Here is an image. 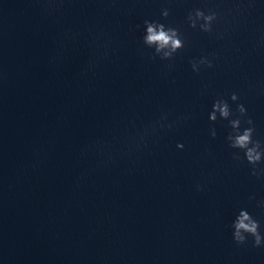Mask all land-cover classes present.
Here are the masks:
<instances>
[{"label": "water", "instance_id": "obj_1", "mask_svg": "<svg viewBox=\"0 0 264 264\" xmlns=\"http://www.w3.org/2000/svg\"><path fill=\"white\" fill-rule=\"evenodd\" d=\"M209 6L0 0V264H264L232 228L246 209L264 234V159L249 163L229 121L209 119L228 100L264 151V47L252 51L251 22L234 45L192 29L188 12ZM144 20L179 28L174 59L153 58ZM212 52L216 66L194 72ZM163 113L180 122L127 154Z\"/></svg>", "mask_w": 264, "mask_h": 264}, {"label": "clouds", "instance_id": "obj_2", "mask_svg": "<svg viewBox=\"0 0 264 264\" xmlns=\"http://www.w3.org/2000/svg\"><path fill=\"white\" fill-rule=\"evenodd\" d=\"M212 6L207 8H194L188 12L187 21L192 29L208 34L217 41L235 44L233 37L242 30H248L251 22L255 27L252 29V51H259L264 47V24L256 23V14L260 11L261 0H210ZM163 17L169 16V11L165 9ZM137 29L140 25L136 26ZM143 43L155 50V56L162 60H172L175 55L185 47V37L176 27H170L159 21L144 20ZM239 49H237L238 51ZM219 58L218 52L202 54L199 58L190 61L192 70L199 74L202 69H212L216 66V60ZM94 62L90 67H95ZM169 68L172 65L168 66ZM232 102H238L240 97L237 93L230 95ZM237 111L240 117L247 116V108L243 103H237ZM233 112L228 100L217 99L212 105V111L209 113L211 122L218 119L228 120L233 129L229 134L228 140L234 149L243 150L249 163L256 165L264 159V151H261V143L253 140L255 127H247L241 130V119H232ZM168 114L163 113L160 117L138 129L128 145L127 154L146 147L149 142L165 131H170L180 121L168 122ZM183 119V118H181ZM248 125H254L252 119H247ZM216 130L213 128L211 135L216 137ZM178 148L183 149L184 144H178ZM237 159L239 157H236ZM255 174V173H254ZM199 191H203L198 186ZM233 239L238 245L248 243V238L252 237L253 247L264 246V234L260 231L259 222L246 210L241 209L235 221L232 224Z\"/></svg>", "mask_w": 264, "mask_h": 264}]
</instances>
